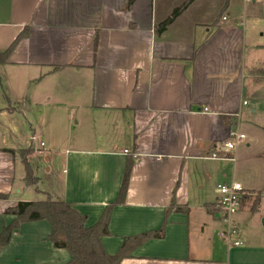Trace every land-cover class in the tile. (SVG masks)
I'll return each instance as SVG.
<instances>
[{"label": "crops", "instance_id": "1", "mask_svg": "<svg viewBox=\"0 0 264 264\" xmlns=\"http://www.w3.org/2000/svg\"><path fill=\"white\" fill-rule=\"evenodd\" d=\"M174 5L0 0V51L27 28L0 64V193L8 195L0 234L16 217L7 208L44 200L23 194L36 189L22 149H33L38 183L33 158L42 154L55 199L72 203L87 226L117 199L132 157L125 200L101 237L108 254L165 223L163 236L136 244L121 264H264V12L250 18L246 5L236 15L230 0H193L157 33ZM233 130L245 138L229 150ZM232 180L245 189L232 215L236 246L220 234L217 206V184ZM51 231L46 220L24 222L0 247V264H66L71 255Z\"/></svg>", "mask_w": 264, "mask_h": 264}, {"label": "trees", "instance_id": "2", "mask_svg": "<svg viewBox=\"0 0 264 264\" xmlns=\"http://www.w3.org/2000/svg\"><path fill=\"white\" fill-rule=\"evenodd\" d=\"M192 1L186 0L174 8L172 13L157 25V33L163 32ZM26 34L27 28L15 38L7 49L0 51V64L7 62L13 49ZM10 151L14 152L12 149ZM32 151L31 147L22 149L21 157L26 168L27 184L35 186L38 190V177L28 161V154ZM132 159L130 157L127 161L117 199L105 207L95 224L87 226L85 214L76 209L72 203L54 199L51 195L44 200H23L5 210L6 213L14 214L16 217L10 224L4 226L0 234V247L5 246L9 242L12 233L24 222L43 219L52 226L49 239L53 245L57 248H64L70 253L71 259L66 264H121L124 257L131 255L133 246L150 237H161L164 235L165 230V223H163L157 230L126 237L119 252L115 254H108L102 246L101 237L111 234L109 229L111 212L116 205L122 204L125 200L133 164ZM7 196V194L0 193V198H6ZM173 203L175 204L174 201ZM178 208L181 209L180 207ZM127 241L133 242L129 248L126 247Z\"/></svg>", "mask_w": 264, "mask_h": 264}, {"label": "built area", "instance_id": "3", "mask_svg": "<svg viewBox=\"0 0 264 264\" xmlns=\"http://www.w3.org/2000/svg\"><path fill=\"white\" fill-rule=\"evenodd\" d=\"M208 110V107H204ZM245 138V134L237 130L231 131L230 138L225 142L227 149H232L236 145L237 141ZM43 144V142H41ZM212 157L220 158L221 155L213 153ZM218 189V203L217 206L223 213L224 219L226 220V227L220 233L222 238L231 246L242 244L240 239V231L232 219V215L235 214L241 204V198L244 194V186L239 181H222L217 184Z\"/></svg>", "mask_w": 264, "mask_h": 264}, {"label": "rangeland", "instance_id": "4", "mask_svg": "<svg viewBox=\"0 0 264 264\" xmlns=\"http://www.w3.org/2000/svg\"><path fill=\"white\" fill-rule=\"evenodd\" d=\"M157 1H158V5H161V3L164 2V1H166V2L168 1V3H170V4H176V5H174L172 11L174 10V8H176L180 4H182V0H157ZM230 5H231L232 11L236 15L242 14L243 10H244V6L246 5L247 14L249 15L250 18H251V14L252 13H254V15H255L256 13L261 14L262 12H264V0H230ZM208 7H210V6H208ZM198 12H202V9L200 11H198ZM198 12L195 13V17L198 16L197 15ZM202 13H204V11ZM256 31H254V33H256ZM66 111H67V113H69L68 115L71 114V111L68 112L67 108L65 109V113H66ZM16 117H18V116H16ZM18 119H21V118L18 117ZM20 123H21V120H18V122L17 121L14 122L15 126L17 125V127H16L17 129H14V131H15V133H17V136L19 137V138H17L18 139V144H23L24 139L21 137L22 133H21V130L19 128V127H21ZM27 127L29 129V125ZM29 133H32V131L31 132L29 131ZM42 138L43 137H41V139ZM39 140H40V138H39ZM39 140L35 138L33 144L36 146V144H37V142ZM24 146L25 145H20L19 147H24ZM35 156H37V157L33 158L34 159L33 162L38 164V166H39L38 167V171H39V174H40V177H41V180H40V182L37 185L38 190L35 188L36 192H33L32 189H28L27 188L28 190L23 191V194L26 197L33 196V199H35V198L46 199L49 195L52 194L51 195L52 198L55 199V196H54V194L52 192L54 190H56V187H58V184H57V182H55V180L53 178H50V180H48L46 178L45 170H44V169H46V167H45L44 163L42 162V158H41L42 154L36 153ZM40 191H42L43 193H41ZM49 191L51 192V194L49 193ZM217 192H218V189H217Z\"/></svg>", "mask_w": 264, "mask_h": 264}, {"label": "water", "instance_id": "5", "mask_svg": "<svg viewBox=\"0 0 264 264\" xmlns=\"http://www.w3.org/2000/svg\"><path fill=\"white\" fill-rule=\"evenodd\" d=\"M262 223H263V225H264V217H263V219H262Z\"/></svg>", "mask_w": 264, "mask_h": 264}]
</instances>
